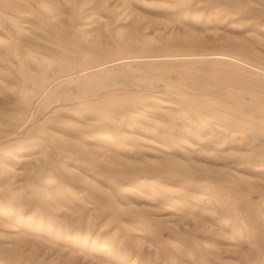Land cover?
<instances>
[{"label":"rangeland","instance_id":"374dc122","mask_svg":"<svg viewBox=\"0 0 264 264\" xmlns=\"http://www.w3.org/2000/svg\"><path fill=\"white\" fill-rule=\"evenodd\" d=\"M0 264H264V0H0Z\"/></svg>","mask_w":264,"mask_h":264},{"label":"bare ground","instance_id":"6f19581e","mask_svg":"<svg viewBox=\"0 0 264 264\" xmlns=\"http://www.w3.org/2000/svg\"><path fill=\"white\" fill-rule=\"evenodd\" d=\"M170 163H175V164H177V165H179V166L181 165L179 162H170ZM172 165H173V164H172ZM182 165H184V164H182ZM179 166H178V167H179ZM183 167H184V166H183ZM196 167H199V166H196ZM200 167H203V166H200ZM10 172H11V171H10ZM8 173H9V172H8ZM241 177H242V176H241Z\"/></svg>","mask_w":264,"mask_h":264}]
</instances>
